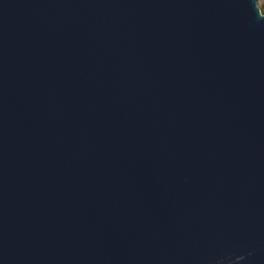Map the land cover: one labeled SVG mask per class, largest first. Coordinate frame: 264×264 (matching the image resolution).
<instances>
[{"label":"water","instance_id":"obj_1","mask_svg":"<svg viewBox=\"0 0 264 264\" xmlns=\"http://www.w3.org/2000/svg\"><path fill=\"white\" fill-rule=\"evenodd\" d=\"M256 0H0V264H264Z\"/></svg>","mask_w":264,"mask_h":264},{"label":"rangeland","instance_id":"obj_2","mask_svg":"<svg viewBox=\"0 0 264 264\" xmlns=\"http://www.w3.org/2000/svg\"><path fill=\"white\" fill-rule=\"evenodd\" d=\"M263 1L264 0H256L255 1L256 7L259 9V11H260L261 5L263 4Z\"/></svg>","mask_w":264,"mask_h":264},{"label":"trees","instance_id":"obj_3","mask_svg":"<svg viewBox=\"0 0 264 264\" xmlns=\"http://www.w3.org/2000/svg\"><path fill=\"white\" fill-rule=\"evenodd\" d=\"M260 13L264 15V1H263V4L261 5Z\"/></svg>","mask_w":264,"mask_h":264}]
</instances>
